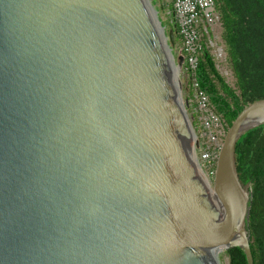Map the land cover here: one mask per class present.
Returning a JSON list of instances; mask_svg holds the SVG:
<instances>
[{
	"label": "water",
	"instance_id": "1",
	"mask_svg": "<svg viewBox=\"0 0 264 264\" xmlns=\"http://www.w3.org/2000/svg\"><path fill=\"white\" fill-rule=\"evenodd\" d=\"M172 38L146 0H0V264H220L235 247L254 264L235 147L264 98L208 185Z\"/></svg>",
	"mask_w": 264,
	"mask_h": 264
},
{
	"label": "trees",
	"instance_id": "2",
	"mask_svg": "<svg viewBox=\"0 0 264 264\" xmlns=\"http://www.w3.org/2000/svg\"><path fill=\"white\" fill-rule=\"evenodd\" d=\"M214 6L235 84H226L205 48L195 77L228 128L246 105L264 98V0H214ZM171 28L175 34L176 27ZM235 160L241 183H250L248 231L253 263L264 264V125L238 140ZM225 253L229 264H247L242 249L230 248Z\"/></svg>",
	"mask_w": 264,
	"mask_h": 264
},
{
	"label": "built area",
	"instance_id": "3",
	"mask_svg": "<svg viewBox=\"0 0 264 264\" xmlns=\"http://www.w3.org/2000/svg\"><path fill=\"white\" fill-rule=\"evenodd\" d=\"M170 24L176 27L180 52L184 58L181 70L189 86V99L195 115L196 164L208 185L212 184L216 162L227 127L217 114L208 96L202 91L195 77L198 59L203 48L209 50L217 69L223 63L224 51L215 28L220 26V17L214 0H172Z\"/></svg>",
	"mask_w": 264,
	"mask_h": 264
},
{
	"label": "rangeland",
	"instance_id": "4",
	"mask_svg": "<svg viewBox=\"0 0 264 264\" xmlns=\"http://www.w3.org/2000/svg\"><path fill=\"white\" fill-rule=\"evenodd\" d=\"M148 5L151 7V9L154 11L155 16L157 20L160 22V25L163 27V33H164V38L165 42L169 44V39H168V33L169 31H172L173 25L170 24L171 21V9L170 7L172 6V0H146ZM215 35L220 37V44H222V49L224 51V58H223V63L220 66L217 71L223 77L224 81L226 82L227 85L234 87L235 84V78L233 75V72L231 70L230 63L227 58V53H226V46L222 40V27L221 25L215 28ZM172 39L174 42V46L172 47L171 53L173 55L175 63H177V56L179 55L180 52V42L178 38H176V34L172 33ZM178 79H179V95L181 98V103L185 106L186 108V115L191 127V130L193 132V138L196 139V134L194 131L196 130V123L193 120V106H191V102H188L189 99V86L186 84V80L183 77V72L180 68V71L178 72ZM194 122V123H193ZM194 125H193V124ZM218 260L220 264H229V259L228 256L226 255L225 252H221L218 255Z\"/></svg>",
	"mask_w": 264,
	"mask_h": 264
},
{
	"label": "bare ground",
	"instance_id": "5",
	"mask_svg": "<svg viewBox=\"0 0 264 264\" xmlns=\"http://www.w3.org/2000/svg\"><path fill=\"white\" fill-rule=\"evenodd\" d=\"M176 71H177V69H176ZM218 255H219V253H217V257H219Z\"/></svg>",
	"mask_w": 264,
	"mask_h": 264
}]
</instances>
